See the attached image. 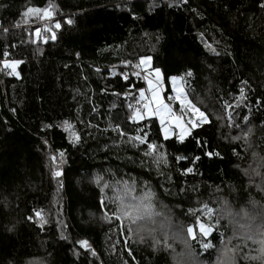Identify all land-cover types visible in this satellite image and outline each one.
<instances>
[{
	"label": "trees",
	"instance_id": "trees-1",
	"mask_svg": "<svg viewBox=\"0 0 264 264\" xmlns=\"http://www.w3.org/2000/svg\"><path fill=\"white\" fill-rule=\"evenodd\" d=\"M50 4L51 19L22 16ZM141 56L161 70L165 95L168 77L183 76L186 93L208 115L183 141L165 139L155 117L128 119L145 85L143 73L133 75ZM5 59L21 61L18 75H8ZM141 133L144 144L134 140ZM253 169L264 174V0H0V264H172L175 253L154 250L147 231L126 240L127 226L122 236L119 223L105 219L113 192L106 189L102 209L95 178L151 191L157 224L165 217L174 227L194 224L202 204L218 209L230 196L239 204L254 199L259 223L264 180ZM237 214L207 238L197 234L212 249L188 241L197 261L215 259L221 233L225 242L245 222Z\"/></svg>",
	"mask_w": 264,
	"mask_h": 264
},
{
	"label": "snow or ice",
	"instance_id": "snow-or-ice-1",
	"mask_svg": "<svg viewBox=\"0 0 264 264\" xmlns=\"http://www.w3.org/2000/svg\"><path fill=\"white\" fill-rule=\"evenodd\" d=\"M54 5L50 4L48 7L43 9L41 8H32L29 7L26 12L22 13V16L27 17L30 13L40 14V19H51L53 17ZM65 23L71 24V19L65 21ZM60 22L54 24L55 29H60ZM7 31V29H5ZM45 32L51 31V29L45 28ZM39 39L46 41L48 37H45L41 34V29L36 28L34 33ZM52 40L56 39L55 32H52L50 37ZM35 42V41H33ZM207 47V46H206ZM214 51V50H213ZM4 56H8V52H4ZM151 57H140L139 64L132 65L133 68H138L140 71L133 72V75L138 78L143 73V79L147 83L148 88L139 89V104L143 101L142 109L136 108L133 109L131 104L128 105L129 109L132 110V114L128 117L131 121L144 120L145 117L157 116L160 119L161 131L163 132L165 139L170 135L169 127L166 124L174 123L177 127L180 128V135L177 136V139L180 141L184 140L186 135H189L191 130L184 126L181 123L182 117L176 116L173 112V109L169 103H166L161 96L162 88V76L161 70L159 68H152L150 66ZM21 61L19 60H3L2 64L5 69H11L8 75H18L16 73V67ZM185 75L192 76L191 70H189ZM123 79L128 80V74H123ZM169 82L171 83L172 92L175 96L169 95L167 99L169 101L175 99L181 105L182 110L187 109V111L192 113V117L187 121L191 125L192 129H195L200 126L202 123L208 122V117L206 114L200 110L187 96L185 88L181 86V81H183V76H171L168 77ZM246 83V82H242ZM147 91V94H146ZM241 97L244 95V89H240ZM127 95V94H126ZM259 103V101L257 102ZM231 107V105H229ZM229 115V126H233L231 122V113ZM248 117L245 116L244 120H247ZM117 129L120 128L119 125L116 126ZM239 127V125H235ZM72 125L68 122H65V131H70ZM249 132L251 129L248 130ZM120 135H124L123 131H120ZM71 135L75 138V141H79L80 136L75 132H71ZM248 133H244L245 138ZM146 133H141L137 135L134 140L139 142V144H144ZM239 138V137H234ZM131 142V141H130ZM197 145L200 146L201 142L196 141ZM147 148L150 150L155 149V145L148 143ZM149 153H145L148 155ZM208 156L213 155L211 152L205 153ZM63 152L60 153V156L63 157ZM55 162V156L51 158ZM184 159V157H177V160ZM199 159V157H196ZM185 172H192V168H187ZM255 175H260L262 180H264V174H261L256 169H253ZM247 175V170L245 171ZM61 173L59 171L53 170V176L58 177ZM95 182L100 187V192L102 194L100 205L102 209H106L107 205L105 204L106 189L113 192L111 197L107 199L114 206V211H105V219H111L119 223L120 234L125 236L124 228L127 226V233L125 239H131L133 236H137L142 231H147L153 240V248L157 249V246H162L165 250H171L175 254L173 255L174 264H205L204 261H197L193 251L190 249L188 241L189 240H198L197 231L200 238H207L210 233H212L216 226L220 224L222 219H227L234 217L235 215L228 206L227 202H224L223 207L218 209H213L207 204H202L200 209L196 211L194 224H189L186 227L180 225L179 227H174L171 223L170 218L165 217L163 220H160L157 224V217L160 215L154 211V194L151 191H144L142 187L136 184L135 181H116L115 187L113 184L103 183L100 177L95 178ZM190 213L193 210H189ZM202 213V215H201ZM242 216L241 219L245 222L239 223L238 227L234 229L232 236L228 237V243L225 244L223 240L224 234L221 233V246L217 249V255L213 261L208 262V264H239L240 261H244L245 264H264V217L259 218V223H257L256 216H250L243 209L241 210ZM37 216L40 214L37 213ZM215 216V219H214ZM31 219V217H29ZM231 222V221H230ZM186 233V235H185ZM161 237H163L161 239ZM140 239L143 240L144 237L140 236ZM237 241V243H232V241ZM202 252H206L209 249H212L214 245L210 242L199 241ZM81 248L85 250H91L90 245L87 240H79L77 242ZM179 243L182 245V248L179 252L175 251L174 245ZM126 250L130 249L125 244ZM92 255L95 256V252L92 251Z\"/></svg>",
	"mask_w": 264,
	"mask_h": 264
},
{
	"label": "rangeland",
	"instance_id": "rangeland-1",
	"mask_svg": "<svg viewBox=\"0 0 264 264\" xmlns=\"http://www.w3.org/2000/svg\"><path fill=\"white\" fill-rule=\"evenodd\" d=\"M30 14L35 15V13H30ZM141 57H145V56H141ZM139 61H140V58H139ZM150 66L152 67V60L150 61ZM153 68H154V67H153ZM138 70H139V69H138ZM161 76H162V74H161ZM162 81H163V78H162ZM170 86H171V83H170ZM181 86L183 87L182 81H181ZM142 88H144L145 90H147L148 85H147L146 82H145V85H144ZM171 88H172V87H171ZM164 89H165V83H164V81H163V83H162V88H161V96H162V98L165 100L166 103H169V104L171 105V107H172V109H173V112L175 113L176 116H180V117H182L181 123L184 124V126L187 127L188 129H190V128H191V125L188 124L187 121L189 120L190 117H192V113L189 112V111H187L186 108L182 110L180 103H179L178 101H176L175 99H173V100L176 101V103H177L178 106H179V110H177V109L171 104L172 100L169 101V100L167 99V97H168L169 95L175 96V94L172 92L171 94L167 93V95H165V94L163 93V90H164ZM185 92H186V91H185ZM146 94H147V91H146ZM186 94H187V93H186ZM187 96H188V98H189V99L195 104L194 99H192L188 94H187ZM202 98L205 100L204 96H202ZM138 100H139V91H138ZM195 105H196V104H195ZM196 106L200 108V106H198V105H196ZM136 108H141V109H142V106H140V107H139V106H136ZM136 108H135V109H136ZM200 110L203 111V112L205 113V111H204L203 109L200 108ZM205 114H206V113H205ZM206 116L208 117L207 114H206ZM150 117H155V118L158 120V122H159V124H160V128H161L160 119H159L157 116H150ZM150 117H145V118H150ZM166 124H167V126L169 127V132H170V135H169L168 137L173 136L174 134H176V135H180V128L177 127L174 123H168V122L166 121ZM161 134H162L163 137H165L162 131H161ZM240 136H241V135H240ZM240 136H237V137H240ZM230 139H231L232 141H235V139H237V138H230ZM251 156H252V153H251ZM254 181H255V180H253V181L250 183V185H252L253 183H255ZM254 187H255V189L258 188V184L255 183ZM219 194H221V193H219ZM216 198H217V197H216ZM222 200H224V202H227L228 206L231 208V210H232V212H233L234 214H237V211H238V210L241 212V210L243 209V210H244L245 212H247L248 214H251L252 216H255V214H254L253 212L256 211V209H257L258 206H257V203L253 202L254 199H249V200H248L249 202H247V203H241V204H239V203L237 202V200H233V196H230V197H228V198H224V199H222ZM229 203H231V204H229ZM232 205H233L234 207H233ZM235 208L237 209V211H234ZM259 216H261V214H259ZM237 217H238V215H235L234 217L229 218V220H232V221H233L234 218L237 219ZM230 231H233L232 226H230ZM197 234H198V231H197ZM232 234H233V232H231L230 236H232ZM228 237H229V236H228ZM224 243L227 244V243H228V239H226ZM232 243H237V241L234 240V241H232ZM181 248H182V245H181ZM173 263H174V261H173V256H172V264H173Z\"/></svg>",
	"mask_w": 264,
	"mask_h": 264
},
{
	"label": "built area",
	"instance_id": "built-area-1",
	"mask_svg": "<svg viewBox=\"0 0 264 264\" xmlns=\"http://www.w3.org/2000/svg\"><path fill=\"white\" fill-rule=\"evenodd\" d=\"M142 104H143V101H141V102L139 103L140 106H142Z\"/></svg>",
	"mask_w": 264,
	"mask_h": 264
},
{
	"label": "water",
	"instance_id": "water-1",
	"mask_svg": "<svg viewBox=\"0 0 264 264\" xmlns=\"http://www.w3.org/2000/svg\"><path fill=\"white\" fill-rule=\"evenodd\" d=\"M33 8H39V7H33ZM35 14H37V13H35ZM30 15H32V14H30Z\"/></svg>",
	"mask_w": 264,
	"mask_h": 264
}]
</instances>
